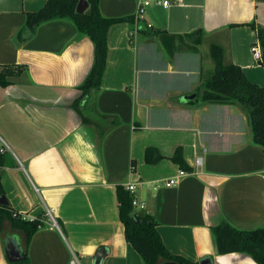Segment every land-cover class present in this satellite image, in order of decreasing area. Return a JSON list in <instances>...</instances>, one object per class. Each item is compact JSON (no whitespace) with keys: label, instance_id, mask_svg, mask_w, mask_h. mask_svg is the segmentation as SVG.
I'll return each instance as SVG.
<instances>
[{"label":"crops","instance_id":"obj_1","mask_svg":"<svg viewBox=\"0 0 264 264\" xmlns=\"http://www.w3.org/2000/svg\"><path fill=\"white\" fill-rule=\"evenodd\" d=\"M45 1L0 0V64L26 67L0 85V139L8 147L1 184L14 211L42 221L27 246L22 231L3 224L0 264H9L7 238L26 248L30 264H69L73 255L79 264H94L100 247L99 264H144L118 216L116 186L128 183L144 202L134 210L153 216L172 254L195 264L204 258L257 264L243 252L219 254L211 227L223 220L241 230L264 228V150L251 140L238 102L204 100L200 91L213 72L210 43L223 48L225 63L264 86V54L253 57L251 47L260 45L248 26L264 27V2L149 0L142 19L160 30L156 35L126 21L110 25L93 114L105 130L100 137L70 106L92 65L90 38L68 17L41 21L26 33V13ZM138 1L99 0L98 9L106 18L125 17L135 14ZM195 29L203 31L199 43L184 36ZM146 147L163 157L146 162ZM177 147L191 167L181 175L169 158ZM172 177L175 184L163 185Z\"/></svg>","mask_w":264,"mask_h":264},{"label":"trees","instance_id":"obj_2","mask_svg":"<svg viewBox=\"0 0 264 264\" xmlns=\"http://www.w3.org/2000/svg\"><path fill=\"white\" fill-rule=\"evenodd\" d=\"M78 1L46 0L37 11L26 13L25 21L28 27L26 33L31 35L36 25L41 21L54 17H68L80 33L90 38L94 47L92 65L83 81L78 85L80 93L70 106L77 112L81 122L89 127L92 126L101 137L105 130L100 128L93 114L95 113V96L105 66L108 28L116 22L126 21L131 29L135 26L138 32H145L148 35H156L160 30L151 26H144L143 19H135L134 15L117 18L103 17L98 9L99 0H86L87 7L82 12H76L75 8ZM255 1L264 2V0ZM248 26L255 30L257 41L264 54V27L254 22H249ZM202 34V29H195L184 34V36L187 38H195L196 36L195 42L199 43ZM209 54L213 62V72L200 91L201 98L216 102H238L248 115L251 140L260 144L264 150V86L248 80L240 66L225 63L224 50L220 45L210 43ZM25 68L23 64H0V85H9L13 78L25 71ZM162 157L155 147H146L144 151L146 162L154 163ZM169 158L178 164L182 170L191 171V167L186 164L182 157L180 147H177ZM3 163L4 152H0V168ZM1 196H4V190L0 176ZM116 198L118 216L124 225L125 239L136 250L144 264H159L162 261H174L176 264H195L179 255L172 254L165 248L155 229L153 216L144 211L137 212L134 210L131 204L132 194L125 186H116ZM5 222L11 228L22 231L25 246L28 245L31 235L42 226L39 217L34 219L22 218L10 207L8 202L0 204V230ZM211 230L219 254L243 252L257 264H264V228L241 230L221 220L213 225ZM22 254L24 257L21 260L9 262V264H30L26 248Z\"/></svg>","mask_w":264,"mask_h":264},{"label":"built area","instance_id":"obj_3","mask_svg":"<svg viewBox=\"0 0 264 264\" xmlns=\"http://www.w3.org/2000/svg\"><path fill=\"white\" fill-rule=\"evenodd\" d=\"M156 2L158 4H162L163 6L169 5V0H157ZM148 3H149V0H139L138 1L136 12L134 14L135 19H142L144 8L148 5ZM147 26L149 27L150 24L147 23ZM251 51H252V55L255 59H259L262 55V50L258 45H253L251 47ZM7 148L8 147H7L6 143H4V141H2L0 139V152H4ZM195 163H196V165H200L201 158L197 157ZM184 172H186V171L180 170L178 172V174L181 175ZM176 181H177V178L172 177V178L164 180L162 183L165 186H170V185L175 184ZM125 188L132 194L134 189H135V185L133 183H128V184H126ZM131 204H132L133 208H135V209L142 210L144 208V202L141 201L140 199H138L137 197H135L134 195H132ZM48 214H49V218H50L51 223L56 225L55 219L51 216V214L49 212H48ZM69 264H79L78 259L76 258L75 255L72 256V258L69 261Z\"/></svg>","mask_w":264,"mask_h":264},{"label":"water","instance_id":"obj_4","mask_svg":"<svg viewBox=\"0 0 264 264\" xmlns=\"http://www.w3.org/2000/svg\"><path fill=\"white\" fill-rule=\"evenodd\" d=\"M87 7V2L86 0H79L77 5H76V12H82L85 8ZM193 95H188V96H183L181 100H187L191 98ZM7 201L4 196L0 197V204H5ZM4 251L6 258L9 262H16L18 260H21L24 255L22 254V251L20 249L19 244L15 243L11 239H6L4 243ZM105 249L103 247H100L96 253H95V259H94V264H99L100 259L102 255L104 254ZM211 259L210 258H204L200 261V264H210ZM160 264H176L174 261H162Z\"/></svg>","mask_w":264,"mask_h":264},{"label":"rangeland","instance_id":"obj_5","mask_svg":"<svg viewBox=\"0 0 264 264\" xmlns=\"http://www.w3.org/2000/svg\"><path fill=\"white\" fill-rule=\"evenodd\" d=\"M202 37V36H201ZM12 232L13 231H15V232H17L15 229H10ZM16 236H17V239L19 240V237H18V234H15ZM15 235H13V236H15Z\"/></svg>","mask_w":264,"mask_h":264}]
</instances>
